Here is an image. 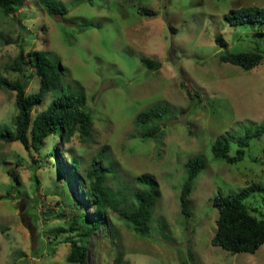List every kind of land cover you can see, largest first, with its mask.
I'll return each instance as SVG.
<instances>
[{
	"label": "rangeland",
	"instance_id": "obj_1",
	"mask_svg": "<svg viewBox=\"0 0 264 264\" xmlns=\"http://www.w3.org/2000/svg\"><path fill=\"white\" fill-rule=\"evenodd\" d=\"M56 1L68 14L51 15L39 0H22L10 16L0 10V74L21 76L8 65L22 47L25 53L45 50L62 73V87L47 92L35 113L62 93L83 92L92 135H50L40 151L0 141V194L7 195L0 199V264H78L67 259L70 237L88 248L86 264H113L118 254L131 264H264V244L250 253L212 243L217 193L259 183L262 189L245 202L253 215L264 216V135L251 140L241 161L229 163L213 152L226 134L234 155L238 138L264 120V59L250 70L221 59L252 51L264 56V24L232 25L226 18L232 8L263 6L264 0ZM141 7L158 14L143 15ZM219 36L228 46L217 43ZM142 56L161 61V68L150 69ZM28 75L26 90L38 91L34 68ZM157 103L168 106L166 115L135 123L139 112ZM17 114L16 92L0 89V127L15 130ZM154 126L158 130L147 135ZM194 155L203 156L206 167L193 180L186 217L181 192L186 161ZM93 159L106 168L109 196L119 207L135 205V191L143 190L137 176H156L162 195L149 233L136 232L111 207L95 234L69 231L75 216L82 229L93 222L83 214L92 218L93 206L70 172L71 165L86 168Z\"/></svg>",
	"mask_w": 264,
	"mask_h": 264
},
{
	"label": "trees",
	"instance_id": "obj_2",
	"mask_svg": "<svg viewBox=\"0 0 264 264\" xmlns=\"http://www.w3.org/2000/svg\"><path fill=\"white\" fill-rule=\"evenodd\" d=\"M39 1L51 15L65 16L69 12L63 3L56 0ZM21 3L22 0H0V10L4 15L10 16L19 10ZM139 10L143 15L155 16L158 14V11L147 7H141ZM226 18L232 25L264 24V5L232 8ZM87 26H91V24ZM216 41L222 47L229 44L222 36L217 37ZM221 59L250 70L259 65L264 56L259 51H252L225 54ZM141 60L152 70L162 66L161 61L153 60L147 56H142ZM29 67L34 68L40 80L39 90L31 93L26 90ZM8 68L21 73V76L11 80L0 74V89L16 92L18 114L15 118V130L0 127V141H20L26 148L32 147L36 151H40L45 139L50 135L60 133L61 139L64 140L70 139L76 133H79L83 139L91 137L93 117L86 110L87 97L83 92L62 93L45 110L35 113L36 107L44 101L47 92L62 87V73L45 50L34 49L25 53L24 47H22ZM168 111L169 108L165 104H154L139 112L135 117V123L146 125L155 122L166 115ZM153 130L157 131L158 127L154 126L148 130L147 135H153ZM262 135H264V120L257 125L255 130L238 138L239 148L234 155L230 154L231 143L226 134L217 138L213 145V152L216 157L223 158L229 163L241 161L244 159L251 140ZM106 149L107 147L100 149L98 155H102ZM53 154L54 152L49 153V157ZM73 160L75 159L73 158ZM185 166L188 179L181 192V210L186 217H189L191 215L189 196L193 189V180L206 167V159L201 155H194L186 161ZM71 167L75 166L71 165ZM79 167L81 165L70 169L71 177L77 176L78 191L80 188L83 190L86 196L85 202L93 206L95 214L91 218L87 211L83 213L86 221L88 218L89 221H93L88 223L87 229L80 227L78 217L75 216L69 231L80 229L82 237L95 234L101 225L107 224L105 223L107 210L111 207L118 211L136 232L142 234L150 232L154 207L162 195L160 184L153 173L145 172L136 177V182L143 187V190L135 191V205H128L125 202L123 206L119 207V205L113 204L109 196L107 174L104 172L106 168H103L102 163L93 159L88 167L81 169ZM16 178L18 179V176ZM258 189H262V185L253 183L242 188L239 192L228 194L219 192L214 196L213 205L219 211L217 230L212 238L214 245L232 252L255 253L264 244V216L258 218L253 215L245 202L252 192ZM5 197L7 195L0 194V199ZM67 231L65 228H59L57 233ZM69 242L71 250L67 259L74 263L86 264L89 258L88 248L74 237H70ZM113 264H131V262L125 259L122 254H118Z\"/></svg>",
	"mask_w": 264,
	"mask_h": 264
}]
</instances>
